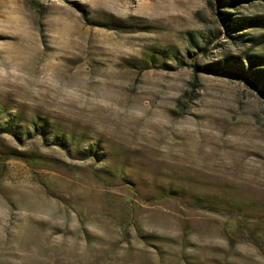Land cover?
<instances>
[{"label":"rangeland","instance_id":"obj_1","mask_svg":"<svg viewBox=\"0 0 264 264\" xmlns=\"http://www.w3.org/2000/svg\"><path fill=\"white\" fill-rule=\"evenodd\" d=\"M263 25L264 0H0V264H264Z\"/></svg>","mask_w":264,"mask_h":264},{"label":"trees","instance_id":"obj_2","mask_svg":"<svg viewBox=\"0 0 264 264\" xmlns=\"http://www.w3.org/2000/svg\"><path fill=\"white\" fill-rule=\"evenodd\" d=\"M237 1H242V0H237ZM245 2H250L251 0H244ZM217 13V16L219 17V19L223 22V24L228 28H232V31L234 34L238 35L239 36V33H238V30H236V28L238 26H235L234 25V21H232L231 18H229V16L225 13L223 14L220 10L216 12ZM256 23V22H254ZM259 23H262L261 21H259ZM264 26V25H263ZM260 59V60H259ZM258 63H254V61L252 60H247V63L249 65V70H247L249 76H253L254 75V79L251 80L253 82V85L256 86V88H258L259 90H264V58L263 56H260L258 58V60H256ZM253 65L257 66H261L263 69H252L253 68ZM238 68V66H237ZM239 70V68H238ZM242 70L241 72H243V69H240ZM251 70V71H250ZM211 72H215V71H211ZM218 72V71H217ZM197 73V71H195V74ZM259 81H261V83H258Z\"/></svg>","mask_w":264,"mask_h":264}]
</instances>
